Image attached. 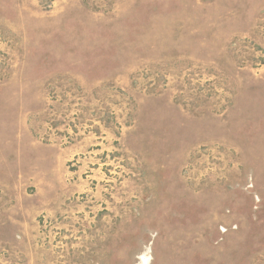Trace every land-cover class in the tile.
Instances as JSON below:
<instances>
[{
    "label": "rangeland",
    "instance_id": "1",
    "mask_svg": "<svg viewBox=\"0 0 264 264\" xmlns=\"http://www.w3.org/2000/svg\"><path fill=\"white\" fill-rule=\"evenodd\" d=\"M0 264H264V0H0Z\"/></svg>",
    "mask_w": 264,
    "mask_h": 264
}]
</instances>
